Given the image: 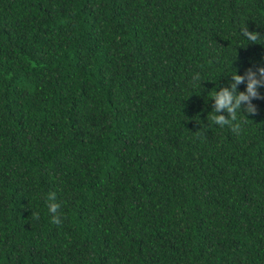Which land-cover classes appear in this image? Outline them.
I'll return each mask as SVG.
<instances>
[{"label":"trees","instance_id":"obj_1","mask_svg":"<svg viewBox=\"0 0 264 264\" xmlns=\"http://www.w3.org/2000/svg\"><path fill=\"white\" fill-rule=\"evenodd\" d=\"M260 66L264 0H0V264H264Z\"/></svg>","mask_w":264,"mask_h":264},{"label":"clouds","instance_id":"obj_2","mask_svg":"<svg viewBox=\"0 0 264 264\" xmlns=\"http://www.w3.org/2000/svg\"><path fill=\"white\" fill-rule=\"evenodd\" d=\"M242 34L249 42H255L259 36V33L248 31L247 28L242 30ZM228 75L230 76L228 86L215 88L211 97L213 108L208 113L213 123L220 127L226 124L235 127L233 122L236 120L238 112L254 113L256 108L251 103V99L259 95V87H264V66L257 67L255 70L249 68L243 74H238L235 70L234 73ZM242 82L246 85L245 89L238 91L237 86ZM242 102L244 104L243 109ZM224 112L227 113V118L223 114ZM59 209L60 204L56 201L55 194L50 193L48 211L52 214L51 219L55 223L60 222Z\"/></svg>","mask_w":264,"mask_h":264}]
</instances>
